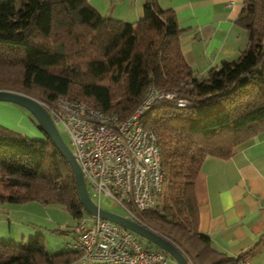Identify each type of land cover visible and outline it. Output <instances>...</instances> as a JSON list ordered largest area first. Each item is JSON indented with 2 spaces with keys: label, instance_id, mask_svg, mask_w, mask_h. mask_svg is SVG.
Here are the masks:
<instances>
[{
  "label": "trees",
  "instance_id": "16d2710c",
  "mask_svg": "<svg viewBox=\"0 0 264 264\" xmlns=\"http://www.w3.org/2000/svg\"><path fill=\"white\" fill-rule=\"evenodd\" d=\"M236 22L248 33L247 48L199 76L182 51L175 11L158 0H146L137 22L103 16L88 0H0V89L39 101L64 95L120 119L153 90L187 101H162L143 116V127L158 137L169 183L162 206L137 217L193 264L236 260L199 231L194 185L202 163L231 157L264 130V0H243ZM28 201L58 206L74 223L82 215L74 173L53 141L0 124V202ZM79 261L81 253L67 246L50 252L42 233L26 242L0 239V264Z\"/></svg>",
  "mask_w": 264,
  "mask_h": 264
},
{
  "label": "crops",
  "instance_id": "0c3cea01",
  "mask_svg": "<svg viewBox=\"0 0 264 264\" xmlns=\"http://www.w3.org/2000/svg\"><path fill=\"white\" fill-rule=\"evenodd\" d=\"M88 2L103 16L137 22L144 14L146 0ZM158 2L175 11L182 30V51L199 76L223 60L235 59L247 48L248 33L236 22L243 0ZM194 187L199 231L209 236L212 246L233 258L248 253L251 264H264V130L241 143L227 159L207 157ZM65 221L58 206L38 201L0 202L1 240L26 242L37 233L47 238L54 232H70L72 239V230L63 232L68 230Z\"/></svg>",
  "mask_w": 264,
  "mask_h": 264
},
{
  "label": "built area",
  "instance_id": "2783aa9c",
  "mask_svg": "<svg viewBox=\"0 0 264 264\" xmlns=\"http://www.w3.org/2000/svg\"><path fill=\"white\" fill-rule=\"evenodd\" d=\"M175 96L153 90L125 119L64 95L40 102L59 131L68 134L92 201L101 207L102 196H108L123 207L126 217L142 223L137 213L161 207L169 183L163 173L158 137L143 127V116L162 101L179 106L188 104L174 99ZM81 210L82 215L72 228L73 237L66 246L81 253L83 261L177 264L164 250L145 247L132 230L100 215L89 214L83 206ZM233 264H251L248 253H242Z\"/></svg>",
  "mask_w": 264,
  "mask_h": 264
},
{
  "label": "water",
  "instance_id": "95a60500",
  "mask_svg": "<svg viewBox=\"0 0 264 264\" xmlns=\"http://www.w3.org/2000/svg\"><path fill=\"white\" fill-rule=\"evenodd\" d=\"M0 101L18 104L26 108L33 115L38 127L45 134V137L53 141L60 154L67 160V162L71 166L77 183L80 202L89 214L100 215L105 219L116 222L132 230L139 236L147 239L158 248L170 254L177 264H190L182 250L162 234L154 231L153 229L147 227L142 223L126 217L125 215H120L101 208L92 201L88 193L86 181L79 163L77 162L72 150L61 135L51 115L38 99L16 91L0 89Z\"/></svg>",
  "mask_w": 264,
  "mask_h": 264
},
{
  "label": "rangeland",
  "instance_id": "374dc122",
  "mask_svg": "<svg viewBox=\"0 0 264 264\" xmlns=\"http://www.w3.org/2000/svg\"><path fill=\"white\" fill-rule=\"evenodd\" d=\"M34 121L35 120L33 115L26 108L18 104L0 101V124H2L3 126L11 130L17 131L21 134H24L30 138L42 139L41 137H45V134ZM60 133L71 149V143L68 134L63 130H60ZM100 202L101 207L106 210L115 212L120 215H127L123 207L121 205L116 204L114 200L108 196H102ZM62 212L65 215V224L72 225L74 223L73 217L68 212L66 213L64 210H62ZM52 235H49L46 238L47 249L50 252H57L66 249V241L71 240L72 236L70 232L64 235H61L58 232H54ZM139 237L145 247L157 249L156 245L152 244L147 239L141 236Z\"/></svg>",
  "mask_w": 264,
  "mask_h": 264
}]
</instances>
